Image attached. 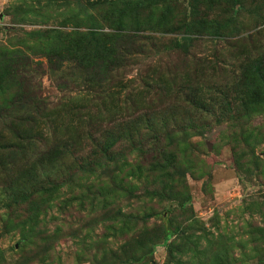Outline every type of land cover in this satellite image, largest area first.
Segmentation results:
<instances>
[{"label": "rangeland", "instance_id": "obj_1", "mask_svg": "<svg viewBox=\"0 0 264 264\" xmlns=\"http://www.w3.org/2000/svg\"><path fill=\"white\" fill-rule=\"evenodd\" d=\"M119 2L0 0V49H22L27 54L25 57L31 56L32 63L27 65L26 72L19 73L23 86L29 87L40 105L51 111L54 123L59 126L67 122L74 127L76 125L73 124L78 123L84 134L87 131L99 137L104 131L121 129V124H129L132 119L151 109L163 118L175 115L177 120L192 117L199 121V126L205 129L192 133L188 141L192 145L186 155L180 156V160L192 164L189 165L192 171L187 169V188L193 197L192 207L197 222L190 221V229H194L191 234L195 238L201 239L198 241L199 251L189 245L190 236L179 243L185 252L183 263L190 261L191 264H260L264 259V114L255 117L247 125L245 131L251 135L249 140L245 141L239 134L244 125L236 127L231 125L235 123L230 122L220 124L216 121L217 114L214 116L194 111L183 99L184 95H179V90L175 93L173 91L192 82L195 87L200 86L208 96L211 92L215 95L226 83L234 84V71L238 74L236 67L241 63L238 59H242L236 54H239L243 47L249 48L248 43L237 37L251 35L264 28V0ZM120 9L135 15L136 20L141 22L142 26L138 28L142 32L136 41V49L143 53L134 54L132 61L122 69L121 66L116 70L109 69L104 76L97 77L100 81L95 84L91 85L76 77V68L72 63L66 62L59 70H55L54 66L51 67L48 63L47 57L41 52L36 54L29 51L25 45L35 46L33 35L46 31L62 30L68 33L79 30L86 33L91 31L93 26H98L101 32H113L111 25L105 23V17L114 18V12ZM195 11L198 13L196 16ZM193 15V23L200 28L198 30L202 32L201 35L188 51L172 49L173 43L183 34V31L179 30L191 21ZM234 15L236 17L231 30L225 33L231 36L230 45L227 41L213 39L219 35L215 34L216 29ZM145 22L146 28L143 27ZM126 30H131L130 26L126 27ZM263 36L262 33L259 38ZM43 42L41 41V44ZM125 45L126 48L135 46L129 42ZM40 62L41 64L37 65ZM214 62H217L219 68L213 69ZM226 63L231 66L227 68ZM148 83L154 86L149 96L142 93ZM165 85L169 91L167 93L164 91ZM121 103L122 108L128 107L131 110L122 113L120 110L119 114H116L115 107L121 106ZM79 112L80 119L76 116ZM86 116L89 119H85ZM67 134V129L58 130L59 136ZM119 144L115 149L116 158L119 159L122 153L135 162H150V158L144 159L142 154L129 153L128 143ZM88 146L83 145L81 151L90 152ZM115 164L98 169L89 177L88 182L95 181V186L92 187L91 182V191L88 189L84 195L91 197V202L98 195L97 186L102 177L107 185H110L112 178L121 176V163L117 167ZM18 170V180L14 184L22 180L19 178H25V169ZM85 178L82 173H78L75 176L76 188L73 193H69V188L66 187L62 191L64 197L57 199L60 202L71 197L70 205L54 201L50 210L41 215L33 245H25L18 231V219L15 215L21 214V209L18 206L17 210L15 206L0 209V264L113 263V253H121V246L132 235L122 238L108 232V223H103V217L108 212L104 203L98 201L89 204L88 201L85 203L87 210H83V206L75 201L87 191L83 185ZM116 198L115 203L111 201L109 208H123L126 213H164L169 208L168 203L155 199L142 201L124 198L121 194H117ZM160 223V218L150 219L147 227L151 228ZM206 235L216 241L211 251ZM220 250L225 256L218 261ZM146 252H149V248ZM182 254L178 253L177 257ZM28 258H31V263H27ZM137 264L172 263L166 248L160 245L153 255L147 254L145 259Z\"/></svg>", "mask_w": 264, "mask_h": 264}, {"label": "trees", "instance_id": "obj_2", "mask_svg": "<svg viewBox=\"0 0 264 264\" xmlns=\"http://www.w3.org/2000/svg\"><path fill=\"white\" fill-rule=\"evenodd\" d=\"M194 15L198 13L195 11ZM194 15L191 21L179 30L183 31V34L173 43L172 49L188 51L201 35L202 32L198 30L200 28L193 23ZM114 16L105 17V23L111 25L113 32H101L98 26H93L91 31L86 33L79 30L68 33L62 30L46 31L33 35L35 46L25 45L33 53L41 52L55 70H59L66 62L72 63L76 68L74 75L92 85L99 82V76H104L109 69L116 70L120 66L122 69L132 61L134 54L143 53L136 49V41L142 32L138 28L142 26L141 22L126 10L115 11ZM235 17L234 15L219 26L215 32L219 35L213 39L227 41L230 45L231 36L225 33L231 30ZM129 26L131 30H126ZM146 26L145 22L143 27ZM261 31L237 37L248 43L249 48L243 47L240 53L236 54L242 59H238L241 60L236 67L238 74L234 71L236 75L234 84L226 83L215 95L211 92L208 96L200 86L195 87L192 82L173 91L175 93L179 90V95H184L183 99L194 108V111L214 116L217 114L216 121L220 124L230 122L235 123L231 125L236 127L244 125L239 134L245 141H248L251 135L245 131L247 125L255 117L264 114V36L259 38L262 33L264 34V28ZM41 41L44 42L41 44ZM126 42L133 43L134 48L131 46L126 48ZM26 55L22 49H0V191H2L0 209L2 207L10 209L13 206L16 210L17 206L21 209V214L15 216L24 244H34L33 237L39 228L38 221L42 214L50 210L54 201L71 204V197L60 202L57 199L64 197L62 191L66 187L69 188V193H73L76 188L75 176L82 173L86 178L84 184L81 180V184L87 191L75 201L83 206V210H87L85 203L88 201L89 204L98 201L104 203L108 212L103 217V223H108L106 224L108 232L122 238L132 235L121 246V253H113L112 264H137L145 259L147 254L153 255L160 245L166 248L172 264H184L182 257L185 256V252L179 243L190 236L189 245L198 250L200 246L198 241L201 238H195L191 234L193 232L191 230L194 229H190V221L197 222L192 207L193 197L187 188V169L192 171L189 167L192 164L183 162L180 156L186 155L192 145L188 143L192 133H197L195 130L202 132L205 128L200 127L199 121L195 118L188 117L182 121L181 118L177 120L175 115L163 118L159 116L160 114L156 115L152 109L132 119L129 124H121V129L104 131L99 137L87 131L84 134L78 123L73 124L76 125L74 127L67 122L59 126L54 123L51 111L40 105L29 87L23 86L19 73L26 72L25 69L32 63L31 56L25 57ZM216 63H213V69L219 68ZM40 64L41 62L37 65ZM226 66L228 68L231 65L226 63ZM101 79L103 80L102 77ZM14 86L19 87L12 90ZM146 87L142 93L149 96L154 86L148 83ZM164 91L169 92L167 86ZM123 103L115 107L116 114H119L120 110L121 113L131 110L128 107L122 108ZM76 116L80 119V112ZM85 119L89 117L86 116ZM60 129H67V136H59ZM119 143H128L129 153L142 154L144 159L150 158L148 160L150 162L141 163L139 160L135 162L122 153L119 159L116 158L115 149ZM85 144L89 145L88 153L86 150L81 151ZM120 163L121 176L112 178L110 185H107L105 178L102 177L101 183L97 186L98 195L91 202V197L87 198L84 195L88 189L91 191L89 188L91 182L92 187L95 186V181L88 182L89 177L98 169H104L112 164L117 167ZM19 168L25 169L26 173L23 172L25 178H19L22 180L14 184L18 180L16 174ZM117 194L129 199L136 198L142 201L155 199L168 203V211L164 212L167 215L162 212L141 215L126 213L119 207L109 208L111 201L115 203ZM156 218H160L161 223L148 228L149 220ZM206 239L211 251L216 241L207 235ZM147 248L149 252H146ZM178 253L183 254L177 257ZM222 256H225L224 252L218 251V261ZM27 263H31V258L27 259ZM263 263L264 259L260 261V264ZM185 264L191 262L186 261Z\"/></svg>", "mask_w": 264, "mask_h": 264}]
</instances>
